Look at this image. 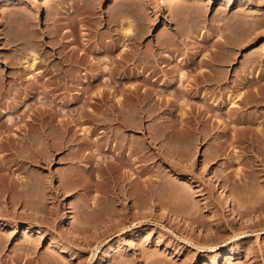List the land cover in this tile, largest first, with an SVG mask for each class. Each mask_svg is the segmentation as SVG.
Wrapping results in <instances>:
<instances>
[{"label":"rangeland","instance_id":"rangeland-1","mask_svg":"<svg viewBox=\"0 0 264 264\" xmlns=\"http://www.w3.org/2000/svg\"><path fill=\"white\" fill-rule=\"evenodd\" d=\"M8 1L0 264H264V0Z\"/></svg>","mask_w":264,"mask_h":264},{"label":"bare ground","instance_id":"bare-ground-1","mask_svg":"<svg viewBox=\"0 0 264 264\" xmlns=\"http://www.w3.org/2000/svg\"><path fill=\"white\" fill-rule=\"evenodd\" d=\"M4 1H5V0H4ZM10 1H11V0H10ZM7 2H9V1L7 0ZM11 2H12V1H11ZM9 3H10V2H9ZM163 4H164V1H162V0H160L159 3H158L159 6H163ZM6 5H7V4H6ZM261 7H262V6H261ZM240 18H242V16H241ZM243 19H244V18H243ZM243 19H241V20H243ZM222 20H223V19H222ZM258 21H259V20L255 21V22L258 23ZM225 22H226V21H225ZM260 22H261V21H260ZM226 23H227V22H226ZM257 23H254V24H257ZM258 24H259V23H258ZM258 24H257V25H258ZM262 24H263V22L260 23L259 25H262ZM130 29H131V28H130ZM128 31H129V30H128ZM248 37H249V36H248ZM248 37H246V38H248ZM241 39H243V38H240V40H241ZM248 39H249V38H248ZM245 40H247V39H245ZM243 41H244V39H243ZM7 42H8V40H7ZM8 43H12V42H8ZM8 43H7V44H8ZM32 54H33V53H32ZM30 55H31V54H30ZM30 55H29V56H30ZM121 57H122V56H121ZM30 58H31V61L29 60L30 62L27 60L29 64H27V67H26V68H29L28 70L33 69V67L36 65V63H37V61H38V60H37L38 58L36 57V54H35V55H34V54L31 55ZM28 59H29V58H28ZM117 59H119V58H117ZM120 59H121V58H120ZM120 59H119V60H120ZM67 60H68V59H67ZM69 60H70V59H69ZM119 60H118V61H119ZM70 61H71V60H70ZM72 61H73V60H72ZM72 61H71V63L74 64V62H72ZM118 61H117V62H118ZM122 61H123V60H121V62H122ZM38 62H39V61H38ZM61 62H65V61L62 60ZM56 63H57V62H56ZM66 63H67V61H66ZM71 63H70V64H71ZM118 63H119V62H118ZM37 64H38V63H37ZM58 64H59V62L57 63V65H58ZM62 64H65V63H62ZM67 64H68V63H67ZM67 64H66V65H67ZM55 65H56V64H54V66H55ZM57 65H56V67H57V69L59 70V67H58V66H59L60 64H59L58 66H57ZM66 65H65L64 68H65V69L67 68V73H68V67H69L70 65L68 64L69 66L67 65V67H66ZM74 66H75V65H74ZM60 68H61V66H60ZM71 68H72V67L70 66V67H69V70H71ZM74 68H77V67H74ZM57 69L55 70V68H54V70H55L56 72H57ZM65 69H63V70L66 71ZM72 70H73V68H72ZM74 70H75V69H74ZM60 72H61V70H60ZM60 72H57V73L61 76V74H63V72H61V74H60ZM115 72H116V71H115ZM72 73H75V75H77L75 71H73ZM72 73H71V76H72ZM111 73H114V72L112 71ZM117 73H118V72H116V74H117ZM119 73H120V72H119ZM54 74H55V73H54ZM58 74H57V75H58ZM114 74H115V73H114ZM59 75H58L57 77H59ZM63 75H64V74H63ZM65 75L67 76L68 74L65 73ZM69 75H70V74H69ZM69 75H68V76H69ZM109 75H111V74L109 73ZM118 75H119V74H118ZM147 75H149V74H147ZM55 76H56V74H55L53 77H55ZM71 76H69L68 79H70ZM115 76H116V75H115ZM57 77H55V78H57ZM64 77H65V76H64ZM77 77H78V76H77ZM112 77H113V76H112ZM116 77H118V76H116ZM149 77L151 78V74H150V76H148V78H149ZM183 77H184V76H183ZM186 77H187V76H186ZM193 77H194V76H193ZM55 78H54V81H53V82H55V80H56ZM61 78L63 79L62 76H61ZM109 78L111 79V76H109ZM181 78H182V77H181ZM187 78H188V77H187ZM187 78H186V80H187ZM189 78H190V77H189ZM197 78H199L198 75H197ZM209 78H210V77H209ZM62 79H61V81H62ZM66 79H67V78H66ZM72 79L75 80L74 78H72ZM72 79L70 80L71 83H72V81H73ZM113 79H114V81H115V80L117 81V79H115V78H113ZM120 79H121V78H120ZM191 79H192V78H191ZM211 79H212V78H211ZM214 79H215V78H214ZM214 79H213V81H214ZM57 80H58V79H57ZM57 80H56V82H57ZM64 80H65V79H64ZM64 80H63V81H64ZM76 80H77V78H76ZM155 80H156V79H155ZM194 80H195V79H194ZM68 81H69V80H68ZM68 81H67V82H68ZM116 81H115V82H116ZM150 81H151V80H150ZM205 81H206V80H205ZM74 82H75V81H74ZM74 82H73V83H74ZM117 82H120V81H117ZM151 82H152V81H151ZM203 82H204V81H203ZM206 82H207V81H206ZM208 82H209V81H208ZM208 82H207V83H208ZM210 82H211V80H210ZM210 82H209V83H210ZM61 83H62V82H60V83H58V84H61ZM73 83H72V84H73ZM211 83H212V82H211ZM19 84H22V82H19ZM19 84H18V85H19ZM62 84H63V85H66L67 83L65 82V83H62ZM62 84H61V87H62V88L64 87V89H65L66 86H62ZM69 84H70V83H69ZM69 84H68V85H69ZM55 85H57V84H55ZM3 86H4V85H3ZM3 86H2V84H1V88H2V90H3ZM20 86H21V85H20ZM20 86H19V87H20ZM57 86H58V85H57ZM69 86H70V85H69ZM34 87H37V86H34ZM34 87H33V89H34ZM71 87H72V86H71ZM1 88H0V89H1ZM54 88H55V86H54ZM56 88H58V87H56ZM66 88H67V87H66ZM69 88H70V87H69ZM15 89H16V88H15ZM189 89H191V88H189ZM6 90H8V89H6ZM10 90H11V91H14L13 89H10ZM20 90H21V89L19 88V91H20ZM38 90H39V89L37 88L36 91H38ZM56 90H57V89H56ZM68 90H69V89H68ZM68 90H67V91H68ZM182 90H183V89H182ZM182 90H180V91H181V92H184V91H182ZM192 90H193V89H192ZM11 91H10V92H11ZM16 91H17V90H16ZM175 91H176V90H175ZM177 91H178V90H177ZM177 91H176V92H177ZM190 91H191V90H190ZM197 91H198V90H196V92H197ZM2 92H4V91H2ZM2 92H1V93H2ZM8 92H9V91H8ZM10 92H9V93H10ZM149 92H150V90H149ZM185 92H186V91H185ZM187 92L189 93V91H187ZM1 93H0V94H1ZM5 93H7V91H6ZM16 93H19V94H20V92H16ZM190 93H191V92H190ZM202 93H203V92H202ZM2 94H4V93H2ZM145 94H146V93H145ZM205 94H206V93H205ZM5 95H7V94H5ZM15 95H16V94H15ZM149 95H150V94H149ZM200 96H201V95H200ZM200 96H199V97H200ZM205 96H206V95H205ZM237 96H238V97H239V96L241 97V93H240V94H237ZM202 97H203V99H204V96H202ZM206 97H207V96H206ZM206 97H205V98H206ZM238 97H237V98H238ZM230 98H231V97H230ZM238 101H239V100H238ZM116 102H118V104L121 103V102L119 103V101H116ZM229 102H231L230 105L232 104V107H231V108H232L233 110L235 109V108H233V106L235 107V106H238V104H239V103L237 102V100H236L234 97H232V99H230ZM211 103H212V102H211ZM237 103H238V104H237ZM209 104H210V103H209ZM212 105H213V104H212ZM215 105H216V104H215ZM217 105H218V104H217ZM119 106H120V105H119ZM212 107H213V106H212ZM210 108H211V107H210ZM213 108H214V107H213ZM216 108H217V106H216ZM236 108H237V107H236ZM238 108H240V107H238ZM118 109H119V108H118ZM110 112L112 113L111 110H110ZM110 112H109V113H110ZM117 112H118V111L115 112V113H116V117H115V118H117V114H120V115H121V113H119V112H121V110H120L118 113H117ZM111 113H110V114H111ZM113 113H114V110H113ZM120 115H118V118L121 120ZM113 116H114V115H113ZM113 116H110V115H109V117H112V119H111L112 121H113V119H115V118H113ZM109 119H110V118H109ZM117 120H118V119H117ZM120 120H119V121H120ZM108 121H109V120H108ZM114 122H115V121H114ZM120 122H121V121H120ZM110 123H111V122H110ZM120 124H121V123H120ZM107 125H108V124H107ZM109 125H110V124H109ZM118 126H119V124H118ZM107 127H108V126H107ZM116 127H117V126H116ZM109 128H110V126L108 127V129H109ZM111 128H112V127H111ZM85 130H86V129H85ZM116 130H117V129H116ZM113 131H114V130H113ZM87 132H88V131H87ZM115 132H116V134H117L118 131H114L113 134H115ZM88 133H89V132H88ZM118 133H119V132H118ZM122 134H123V133L121 132V135H122ZM121 135H120V137H121ZM123 135H124V134H123ZM112 136H115V135H112ZM117 136H118V134H117ZM124 136H125V135H124ZM120 137H119V138H120ZM110 138H112V137H110ZM113 138H114V137H113ZM119 138H118V139H119ZM118 139L116 138L115 140H118ZM121 139H123V138H121ZM125 139H126V138H124V139L122 140V142H123ZM111 140H113V139H111ZM26 141H27V140H26ZM28 141H30V140H28ZM32 142H34V140H32ZM125 142H127V140H126ZM129 142H130V141H129ZM131 142H133V141H131ZM27 143L29 144V142H27ZM27 143H25V145H26ZM30 143H31V141H30ZM110 143H111V142H110ZM115 143H116V142H115ZM119 143H120V142H119ZM127 143H128V142H127ZM133 143H134V142H133ZM28 144H27V145H28ZM32 144H33V143H32ZM117 144H118V143H117ZM120 144H121V143H120ZM120 144H118V146H119ZM125 144H126V143H125ZM125 144H123V146H124L123 149H125V150L127 149V150L130 151V150L132 149V148H131L132 146L130 147L131 149H128L129 147H128V148H127V147L125 148V146L127 145V144H126V145H125ZM27 145H26V146H27ZM29 145H30V144H29ZM113 145H114V144H113ZM130 145H131V143H130ZM10 146H11V145H10ZM13 146H15V145H13ZM34 146H35V145H34ZM121 146H122V145H121ZM133 146H134V144H133ZM135 146H136V145H135ZM11 147H12V146H11ZM11 147H10V148H11ZM15 147H16V146H15ZM31 147H33V146H31ZM8 148H9V147H8ZM28 148H29V146H28ZM116 148H118V147H116ZM134 148H135V147H134ZM29 149H30V148H29ZM135 149H136V148H135ZM12 150H13V149H12ZM14 150H15V148H14ZM16 150H17V149H16ZM16 150H15V151H16ZM113 150H114V149H113ZM132 150H134V149H132ZM132 150H131V152H132ZM17 151H18V150H17ZM110 151H111V150H110ZM134 151H135V150H134ZM134 151H133L132 153H134ZM124 152H125V151H124ZM127 152H128V151H127ZM117 153H118V152H117ZM117 153H116V154H117ZM122 153H123V152L121 151V154H120V155H122ZM125 154H126V153H125ZM125 154H124V155H125ZM134 154H135V153H134ZM134 154H133V156H134ZM38 156H40V155H38ZM38 156H37V157H38ZM113 156H114V154H113ZM115 156H116V155H115ZM127 156H128L127 158H130V157L133 158V156H131V153H130V152H129V154H128ZM110 157H112L111 154H110ZM116 157H117V156H116ZM118 157H120V156L118 155ZM121 157H122V156H121ZM125 158H126V157H125ZM132 158H131V160H132ZM138 158H139V157H138ZM135 159H137L136 156H135ZM135 159H134V160H135ZM78 160H79V159H78ZM118 160H119V158H118ZM122 160H123V159H122ZM129 160H130V159H129ZM137 160H138V159H137ZM137 160H136V161H137ZM123 162H124V161H123ZM123 162H119V164H120V163H123ZM132 162H133V160H132ZM134 162H135V161H134ZM134 162H133V163H134ZM129 163H131V161H130ZM133 163H131V164H133ZM119 164H118V165H119ZM115 166H116V165H115ZM123 166H124V165H122V168H123ZM88 167H89V166H88ZM120 167H121V165H120ZM120 167H118V169H119ZM114 168H115V167H114ZM116 168H117V167H116ZM204 168H206V167H204ZM87 169H88V168H87ZM87 169H85V170H87ZM118 169H117V170H118ZM111 170H112V169H111ZM124 170H125V169H124ZM126 170H127V169H126ZM87 171H88V170H87ZM112 171H113V170H112ZM112 171H111V172H112ZM115 171H116V170H114V172H115ZM119 171H121V169H120ZM116 172L119 173V174L121 175L120 172H118V171H116ZM121 172H122V171H121ZM109 173H110V171H109ZM112 173H113V172H112ZM112 173H110V174L112 175ZM117 173L114 174V175H117ZM125 173H126V172H125ZM110 174H109V175H110ZM119 174H118V177H119ZM111 175H110V176H111ZM123 175H124V174H123ZM121 176H122V175H121ZM111 177L114 178L115 176L112 175ZM111 177H109V178L111 179ZM118 177H117V178H118ZM117 178H114V179H113V182H115V179H117ZM133 178L135 179L136 177H135V176L133 177V175H132V180H133ZM121 179H122V177H121ZM111 181H112V180H111ZM211 182H212L213 185L217 186V181H216L215 179L212 178V179H211ZM122 183H123V182H122ZM122 183L120 184L121 186H122ZM115 184H116V182H115ZM123 184H124V183H123ZM112 185H114V184L112 183ZM120 185H119V187H120ZM117 186H118V184H117ZM122 187H123V186H122ZM122 187H121V188H122ZM112 188H113V187H112ZM113 189H114V188H113ZM113 189H112V191H113ZM121 190H123V188H122ZM114 191H115V190H114ZM123 191H124V190H123ZM221 194L223 195V197H224V199H225V204H226V206L228 207V210H229V212L231 213L232 218H237V215H236V213H235L234 201H233V200L227 195V193H226L223 189L221 190ZM145 206H147V205H145ZM144 208H146V207H144ZM143 210H144L143 212H145L146 209H143ZM146 211H147V210H146ZM143 212H142V213H143ZM147 213H148V212H147ZM64 218H67V215H65ZM122 229H123V228H122ZM29 232H31V229H30V228H27V231H26V233H24V235H27V233H29ZM37 232H38V231H37ZM122 233H123V232H122ZM52 242H53V241H52ZM108 242H109V241H108ZM108 242L105 244V246L108 244ZM55 243H56V242H55ZM55 243H54V242L51 243L52 247L54 246L53 248L58 247V245L55 244ZM213 247H214V246H213ZM230 256H231V255H230ZM232 256H233V255H232ZM229 258H231V257H229ZM15 264H17V263H15Z\"/></svg>","mask_w":264,"mask_h":264}]
</instances>
